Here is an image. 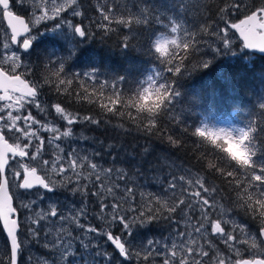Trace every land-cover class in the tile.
<instances>
[{"label": "rangeland", "instance_id": "1", "mask_svg": "<svg viewBox=\"0 0 264 264\" xmlns=\"http://www.w3.org/2000/svg\"><path fill=\"white\" fill-rule=\"evenodd\" d=\"M180 1H168V4L173 2L174 11L167 8L161 14H155L151 3L145 0L119 3L118 0H106L115 12L105 9L104 17L98 18L94 10L99 13L98 8L102 6L99 0H83L82 3L79 0H12V11L27 17L32 27L28 40L59 36L51 39V45L39 52L36 70L34 52L25 53L23 37L21 44H13L10 28L0 9V64L12 74L25 78L34 75L32 82L39 87L35 99L13 95L16 102H5L1 106L2 131L11 137L19 150L29 155L28 159H18V163L9 166L15 200L19 206L25 204L27 198L31 200L27 219L20 217L21 225L27 224V229L20 231V264H236L246 258H264L261 233L253 224L236 216L230 209L231 203L228 202L229 207L221 202L219 189L207 183L206 178L189 169L174 167L172 163L169 165L175 170L168 172L169 178H155L164 176L162 168L145 170L143 176L138 175L139 165L136 164L132 171L122 164L113 149L101 144L99 128L103 123L100 119L78 116L52 97L53 89H50L48 79L55 83L54 90L68 93L74 100L80 95L96 104L114 102L123 87L114 72H102L97 68L73 70L66 60L72 59L92 27L101 31L95 34L100 36L107 34L114 22H122L132 35L148 17L157 20L151 32L158 31L156 49L160 59L168 63L161 71L153 67L139 83L138 92L147 99L156 95L167 85L168 75L174 70L168 66L175 65L177 56L191 44L183 43L172 59L170 48L180 42L179 28L176 26L170 33L161 30L168 22L167 16L178 17L176 3ZM228 1L223 17L234 15L235 11L240 19L256 10L264 12V0ZM66 13L75 20H68ZM59 19L62 22L55 25L54 21ZM80 22H84L82 35L77 34ZM231 24L219 26L217 23L212 27L210 39L206 41L210 50L213 47L222 54L232 43H240ZM65 25L69 28L67 33ZM221 36L226 37L223 42ZM233 56L245 58L240 53ZM75 75L81 86L77 90L73 86ZM33 108L50 117L35 114ZM88 128L96 130L93 137L86 134ZM115 128L105 129L106 140L113 138ZM198 130L215 140H224L239 162L252 165L243 146L246 131L243 126L218 122L204 115ZM118 148L124 153L121 147ZM34 168L48 177L54 192L46 188L20 190L21 181L16 178H21L20 172L24 175ZM262 180L264 178L256 171L248 186L244 182L241 187L242 180L236 185L240 188L238 205L243 204V199L252 204L258 217L264 218V189L259 185ZM74 182L75 190H70ZM164 182L167 195L163 192ZM163 199L165 205L169 201L173 204L166 209L160 204ZM91 210L93 214L89 213ZM163 214L172 222L168 236L153 234L157 230L152 229L151 223L146 227L156 215ZM138 225L146 229L138 230ZM111 235L125 245L127 254L109 247ZM220 246L226 247L224 251Z\"/></svg>", "mask_w": 264, "mask_h": 264}, {"label": "trees", "instance_id": "2", "mask_svg": "<svg viewBox=\"0 0 264 264\" xmlns=\"http://www.w3.org/2000/svg\"><path fill=\"white\" fill-rule=\"evenodd\" d=\"M99 1L102 5L98 8L99 13L94 10L98 18L104 17L105 9L107 12H115L106 0ZM121 1L123 0H118V3ZM145 1L151 3L155 14H161L167 8L174 11L173 2L168 4L169 0ZM228 3V0H181L179 4L176 3L178 17L172 19L167 16L168 22L161 29L170 33L172 22L179 26L180 42L170 48L172 59L183 43L191 44L177 56L175 65L168 66L174 70L168 75L167 85L150 99L139 94V83L153 67H158L161 71L168 63L161 60L157 52L158 31L151 32L157 25V20L152 17H148L143 25L137 26L132 35V31L122 22H114L107 34L100 36L95 34L101 31L92 27L83 43L81 42L82 45H78L72 59L66 60L67 66L73 70L97 68L102 72H114L115 78L123 84L114 102L96 104L80 95L81 99L76 96L74 100L68 97V93L54 90L55 83H51V79H48V83L50 89H53L52 97L65 109L81 117L100 119L103 123L99 128L101 144L113 149L124 166L133 171L135 165H139L137 174L140 176H143L145 170L162 168L164 176L157 175L155 178H169L168 172L175 170L174 167L189 169L217 187L220 192L218 199L229 207L228 202L231 203L233 213L244 222L253 224L260 234L264 228V218L258 217L252 204L245 200L242 199L243 204L238 205L240 188L236 183L242 180L241 187L244 182L248 186L256 171L264 178V56L248 52L241 42L232 43L226 52H222L224 55L213 47L212 50L207 47L206 41L210 39L212 27L217 23L224 26L240 19L236 11L234 15L223 17ZM151 5H148L149 9ZM58 38L59 36H45L43 47L51 45V39ZM224 39L226 37L221 36V42ZM197 45L200 46L196 47ZM239 53L245 58L233 56ZM33 78L35 79L34 75ZM73 86L76 90L81 88L77 75ZM33 112L45 118L50 117L38 112L36 108H33ZM204 115L211 116L218 122H233L246 129L243 146L252 159L251 166L239 162L224 140L200 134L198 128ZM109 126L116 127L112 136L115 140H106L104 137V131ZM85 132L90 137L96 134V130L92 128L85 129ZM6 138L11 141V137ZM18 162L17 158H11L10 163ZM22 178L23 176L16 179L20 182ZM10 183L12 185L11 181ZM165 183L163 192L167 195ZM75 185L76 182L70 190H75ZM259 185L264 189V180ZM164 200L160 204L166 209L173 204L169 201L165 205ZM30 201L27 198L25 204L19 206L15 200L19 215L25 220ZM90 212L93 214V210ZM149 224L152 229L157 230L153 233L155 235L168 236L173 228L165 214L156 215L146 227ZM26 225L24 223L21 227L25 230ZM136 228L143 231L146 229L139 225ZM162 231L164 233H159ZM115 234H119V230ZM259 238L263 241L262 237ZM109 247L112 249L115 246L111 242ZM219 248L224 251L226 247ZM0 264H12L11 245L1 221Z\"/></svg>", "mask_w": 264, "mask_h": 264}, {"label": "water", "instance_id": "3", "mask_svg": "<svg viewBox=\"0 0 264 264\" xmlns=\"http://www.w3.org/2000/svg\"><path fill=\"white\" fill-rule=\"evenodd\" d=\"M0 4L6 10V20L14 35V42L17 43L20 37H24L30 33V25L25 17L8 10L11 6L10 0H0ZM259 18L260 10H257L238 24L233 25V28L239 33L248 50L264 55V23H262L261 26H256V21ZM249 26L251 27L249 28ZM246 28L249 29L244 30ZM258 29H262L263 32H260ZM31 45L32 42L26 40L23 49L25 51H30ZM12 94L33 99L38 94V90L22 75H11L0 66V103L1 99L6 102L14 101ZM2 122L3 118L0 114V219L4 232L11 245L12 264H19V257L22 250L19 238L21 224L19 212L16 208L15 199L12 193L8 168L12 157L28 158V154L19 150L6 138L4 132L1 130ZM21 187L25 191H32L40 187H46L52 192L55 190L50 186L49 181L44 174L40 173L36 168L26 171ZM216 228L221 231L220 226H217ZM261 236L264 241V228L261 230ZM110 240L123 255L126 254L124 250L125 245L122 242H119L116 237L112 235L110 236ZM236 264H264V258H246L244 260H239Z\"/></svg>", "mask_w": 264, "mask_h": 264}, {"label": "flooded vegetation", "instance_id": "4", "mask_svg": "<svg viewBox=\"0 0 264 264\" xmlns=\"http://www.w3.org/2000/svg\"><path fill=\"white\" fill-rule=\"evenodd\" d=\"M79 2L80 3H82L83 2V0H79ZM11 8H12V6H11ZM0 9L3 11V15H4V20L6 21V23H7V20H6V16H5V13H6V10H3L1 7H0ZM65 16L67 17V19L68 20H75V18L71 15V14H69V13H66L65 14ZM244 18H241L240 20H243ZM239 20V21H240ZM238 21V22H239ZM238 22L237 23H235V24H238ZM73 23H74V21H73ZM262 23H264V17H263V13H261V11H260V18L259 19H257V21H256V26H261L262 25ZM80 24V26H79V28H78V31H77V34L78 35H82L83 33L82 32H84V22H80L79 23ZM235 24H233V25H235ZM65 27V31H66V33L67 32H69V28H68V26H64ZM251 26H249V28H250ZM249 28H246V29H244V30H247V29H249ZM244 30H242V31H244ZM260 32H263V30L262 29H258ZM11 31V30H10ZM229 32H230V29H229ZM238 33V32H237ZM11 34H12V32H11ZM239 34V33H238ZM70 35V34H69ZM240 36V35H239ZM27 38H25V39H23L24 40V42H25V40H26ZM12 41H13V44L14 45H19V44H21V42L19 41V43L17 44V43H15L14 42V37H13V34H12ZM31 42H32V45H31V50L30 51H25V53L26 54H30V53H33L34 52V55H33V62H34V65H35V70H36V60H37V56H38V54H39V52L42 50V48H43V39L42 40H30ZM23 42V43H24ZM241 42V41H240ZM242 43V42H241ZM243 44V43H242ZM244 45V44H243ZM0 47H1V35H0ZM22 48H23V45H22ZM36 49H39V51H37L36 52ZM257 54H259V53H257ZM259 55H261V54H259ZM27 79H29L31 82L32 81H35V79L33 78V76H27L26 77ZM33 83V82H32ZM33 85L35 86V84L33 83ZM36 88H37V90H38V94H39V87H37V86H35ZM82 90V89H81ZM37 94V95H38ZM37 95L35 96V98L37 97ZM34 98V99H35ZM83 102H84V100H82ZM3 103H5V102H3V101H1V104H0V113H1V115H2V112H1V106H2V104ZM3 117V116H2ZM3 120H4V118H3ZM17 159H24V160H26V159H28V158H17ZM21 176H23V174H22V172H20V177ZM47 177V176H46ZM48 178V177H47Z\"/></svg>", "mask_w": 264, "mask_h": 264}, {"label": "bare ground", "instance_id": "5", "mask_svg": "<svg viewBox=\"0 0 264 264\" xmlns=\"http://www.w3.org/2000/svg\"><path fill=\"white\" fill-rule=\"evenodd\" d=\"M71 109V108H70ZM73 111H75V110H73ZM77 111V110H76ZM17 205V204H16ZM117 251V250H116ZM120 252V251H119ZM127 254V253H126ZM125 257V256H124Z\"/></svg>", "mask_w": 264, "mask_h": 264}]
</instances>
